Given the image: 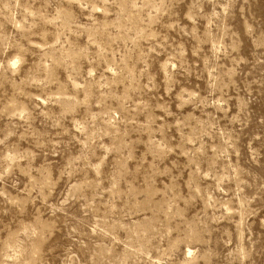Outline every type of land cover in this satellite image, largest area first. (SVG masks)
I'll return each instance as SVG.
<instances>
[{"label":"rangeland","instance_id":"obj_1","mask_svg":"<svg viewBox=\"0 0 264 264\" xmlns=\"http://www.w3.org/2000/svg\"><path fill=\"white\" fill-rule=\"evenodd\" d=\"M0 264H264V0H0Z\"/></svg>","mask_w":264,"mask_h":264}]
</instances>
